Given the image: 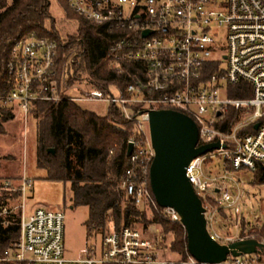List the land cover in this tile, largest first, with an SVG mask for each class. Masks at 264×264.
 I'll use <instances>...</instances> for the list:
<instances>
[{"label": "built area", "instance_id": "built-area-1", "mask_svg": "<svg viewBox=\"0 0 264 264\" xmlns=\"http://www.w3.org/2000/svg\"><path fill=\"white\" fill-rule=\"evenodd\" d=\"M68 7L93 29L114 36L104 60L116 76L106 91L88 81L68 84L75 52L57 63L55 41L33 35L14 43L6 62L8 90L0 106L28 115L35 102L103 103L117 106L135 124L130 167L119 189L137 206L157 208L148 189L155 157L149 136V112L172 110L196 125V147L218 142L220 148L193 159L186 178L205 209L208 234L220 245L254 239L236 228L219 233L218 212L238 204L235 174L264 164V0H67ZM148 33L147 35H144ZM58 71L59 74H58ZM72 75L73 72H70ZM244 84L237 89H229ZM233 92L244 98H231ZM230 110L237 121L222 129ZM219 114V116H217ZM257 126V128H255ZM0 183V196L19 193L15 204L0 202L4 227L16 225L18 239L0 255V264H203L158 257L157 243L142 230L112 225L100 250L79 260L64 258V213L36 208L24 214L32 182ZM10 201L9 198L6 199ZM212 201L219 203L214 207ZM171 223H180L171 208H160ZM14 216L18 217L17 219ZM182 226V225H181ZM264 245V240L258 241ZM219 264H264V251L228 256Z\"/></svg>", "mask_w": 264, "mask_h": 264}, {"label": "trees", "instance_id": "trees-1", "mask_svg": "<svg viewBox=\"0 0 264 264\" xmlns=\"http://www.w3.org/2000/svg\"><path fill=\"white\" fill-rule=\"evenodd\" d=\"M56 3L67 20L77 26L76 36L67 37L66 43L49 13V0H0V95L8 90L6 62L10 50L15 42L30 35L57 43L59 66L63 56L76 50L75 61L68 67V84L88 81L92 87L106 91L109 85L116 83L114 72L104 60L115 35L90 27L68 7L67 0H56ZM242 86L245 85L229 89ZM229 97L244 98L245 95L231 91ZM12 114L6 105L0 107V124L12 119ZM28 114L36 120V167L46 173L47 180L69 185L72 208H87V238L93 233L103 237L109 222L116 229L155 225L171 236L170 251L185 259L188 252L183 227L166 220L158 206L156 209L137 206L118 187L130 167L128 141L139 139V135L135 132V124L127 121L117 106L110 105L106 116L99 117L69 101L35 102ZM236 115L230 110L221 128L225 129ZM253 172V185L264 187V167L260 165ZM148 189L155 202L149 184ZM8 198L15 202L20 194ZM3 201L5 199H0ZM212 205L217 207L219 203L212 201ZM222 213V210L218 212ZM253 234L255 240H264V220ZM18 236L16 225L4 227L0 220V255L13 248Z\"/></svg>", "mask_w": 264, "mask_h": 264}, {"label": "rangeland", "instance_id": "rangeland-1", "mask_svg": "<svg viewBox=\"0 0 264 264\" xmlns=\"http://www.w3.org/2000/svg\"><path fill=\"white\" fill-rule=\"evenodd\" d=\"M49 3V13L54 19L55 28L62 41L66 43L67 37L76 36L77 26L74 22L67 20L56 0H49ZM76 105L83 111L99 117L106 116L109 108L103 103H77ZM11 111L13 118L0 124L2 129L0 133V183L10 180L13 186L17 187L23 178L31 180L32 188L24 200L25 215L31 214L38 207L46 210H62L65 217L63 249L66 260L83 259L90 250H96L97 253L100 250L102 237L98 233H93L87 238L85 226L87 208H72L69 185L47 180L46 173L36 167V120L29 114L25 116L15 110ZM236 121L237 117L229 123ZM262 166L264 167V164ZM253 174L254 172L242 170L234 175L238 185V191L235 193L241 195V200L238 204L222 210L223 213L218 215L216 228L219 233H235L237 228L239 232L254 236L253 232L262 225L264 187L253 185ZM8 197L7 193L0 196V199H5L3 204H15L12 200L7 202ZM64 200L65 207L63 206ZM112 225V222H109L106 230ZM134 229L142 230L149 239L157 243L158 257L179 259L170 251L171 236L165 235L158 226L150 225L143 228L141 225H136Z\"/></svg>", "mask_w": 264, "mask_h": 264}, {"label": "water", "instance_id": "water-1", "mask_svg": "<svg viewBox=\"0 0 264 264\" xmlns=\"http://www.w3.org/2000/svg\"><path fill=\"white\" fill-rule=\"evenodd\" d=\"M148 116L149 136L155 151L149 168L150 190L158 207L171 208L178 214L188 254L203 264H219L228 256L264 251V245L255 239L220 245L208 234L205 209L186 178V168L193 159L219 149V143L196 147L197 127L182 113L160 110L149 112ZM132 150V144H128L127 157ZM48 151L53 153L52 149Z\"/></svg>", "mask_w": 264, "mask_h": 264}]
</instances>
